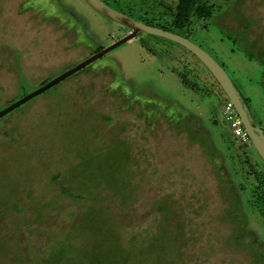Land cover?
Masks as SVG:
<instances>
[{"label":"rangeland","instance_id":"374dc122","mask_svg":"<svg viewBox=\"0 0 264 264\" xmlns=\"http://www.w3.org/2000/svg\"><path fill=\"white\" fill-rule=\"evenodd\" d=\"M102 1L161 22L151 0ZM213 2L188 37L263 129L264 0ZM127 32L84 0H0V107ZM223 99L187 49L141 33L6 114L0 264H264V208L250 201L257 184L234 157Z\"/></svg>","mask_w":264,"mask_h":264},{"label":"water","instance_id":"95a60500","mask_svg":"<svg viewBox=\"0 0 264 264\" xmlns=\"http://www.w3.org/2000/svg\"><path fill=\"white\" fill-rule=\"evenodd\" d=\"M84 1L93 10H95L103 17L117 24L127 27L128 28L127 34L117 39L113 43L107 45L106 47L98 50L97 52L90 54L86 58L74 64L73 66H70L69 68L61 71L54 77L50 78L44 84L36 87L30 92L23 94L21 97L5 105L0 109V118L8 114L12 110L18 108L19 106L23 105L24 103H26L36 95L40 94L41 92L49 89L54 84L60 82L61 80L67 78L71 74L85 67L89 63L98 59L99 57H101L102 55H104L114 47L120 45L121 43L131 40L141 33H150L165 37L183 46L185 49L191 52L207 68V70L212 74L214 79L222 88L228 101L232 103L236 113L241 119L242 125L248 135L251 144L256 149L257 153L264 162V133L261 128L252 124L228 73L213 56H211L207 51H205L199 45L195 44L190 39L180 34L168 30H164L156 26L145 24L140 20H136L131 16L112 8L102 0H84Z\"/></svg>","mask_w":264,"mask_h":264},{"label":"trees","instance_id":"16d2710c","mask_svg":"<svg viewBox=\"0 0 264 264\" xmlns=\"http://www.w3.org/2000/svg\"><path fill=\"white\" fill-rule=\"evenodd\" d=\"M144 1L148 2V0H144ZM152 2H155V7L159 8L158 14H159L161 22L159 21L158 23L157 22L156 23L145 22V23L148 25H151V26H156V27L162 28L164 30H168V31H171L174 33H178V34H180V35H182L188 39H189L188 35L190 34V31H191V29H190L191 25H193L194 23H198L199 21H202V20L205 21V20L213 19V17L215 16V13L217 11H219V9H220L219 5L214 3L213 0H176L175 4L173 6L164 4L163 2L158 1V0H151V3ZM105 3L108 4L107 2H105ZM150 7H151V5H150ZM120 11H122V10H120ZM202 26L205 27L206 24H203ZM123 27L126 28L125 26H123ZM101 48L102 47L99 46L95 51L100 50ZM109 69L116 70L113 67H110ZM49 79L50 78L45 79L38 86L44 84ZM216 83H217V81H216ZM194 85H192V86H194ZM218 86L220 87L219 84H218ZM220 89H221V91L225 97V99H223V102H222V104H223L228 99H227V97H226V95L223 92L221 87H220ZM25 93H27V92H24L23 94H25ZM22 95L21 94L18 95L17 98L21 97ZM238 95H239V93H238ZM239 97L243 103L245 110L247 111L245 98H242L240 95H239ZM1 100H2V97H1V88H0V102H1ZM14 100H12V101H14ZM12 101H10V102H12ZM10 102L6 103L5 105L9 104ZM25 105H26V103H24L23 105L19 106L16 109L12 110L7 115L12 114V112L14 113V111H16V110L22 109L23 107H25ZM4 106H2V107H4ZM2 107H0V109ZM7 115L1 117L0 119H4ZM252 124L255 126H258L253 121H252ZM1 128L2 127L0 126V130H1ZM200 131H201L200 129L195 128V127L189 128V132H190L192 137L199 134ZM234 139L235 138H233V140ZM234 142H237L236 139L234 140ZM234 142H232V143L234 144ZM201 144L208 146L206 151L210 152V154L213 156L212 158L217 157L216 150L213 149L211 147V145H209L208 141H206L205 138H202ZM246 146H247L246 143H244V144L239 143L238 148H236V153H239V155L238 156L236 155L234 157L238 161V164L242 166L241 171H242V174H243V177L245 178V180L247 178H249V179L251 178L252 181L256 182L257 186L255 188H258V189L257 190L252 189L250 201L253 204V206H256L258 209L263 210V208H264V190L260 189V188H264V176L261 173V171H259V170H261L259 163L253 159L252 151H254V153L260 159L262 167H264V162L262 161L261 157L259 156V154L257 153L256 149L253 147L252 144L250 145L251 149H246ZM220 168H221V170H219V171H222L223 169L221 166L218 167V169H220ZM64 193H66L75 203L82 201L81 196L70 193L67 190H64ZM262 212H263V216H264V211H262ZM1 248H2V245L0 244V250H1Z\"/></svg>","mask_w":264,"mask_h":264},{"label":"built area","instance_id":"2783aa9c","mask_svg":"<svg viewBox=\"0 0 264 264\" xmlns=\"http://www.w3.org/2000/svg\"><path fill=\"white\" fill-rule=\"evenodd\" d=\"M222 115L236 141L240 144L246 143L249 139L248 135L242 125L240 117L236 113L232 103L228 100L222 105ZM262 131L264 133V128Z\"/></svg>","mask_w":264,"mask_h":264},{"label":"flooded vegetation","instance_id":"af4514ba","mask_svg":"<svg viewBox=\"0 0 264 264\" xmlns=\"http://www.w3.org/2000/svg\"><path fill=\"white\" fill-rule=\"evenodd\" d=\"M125 14H126V13H125ZM114 23H115V22H114ZM118 25H119V24H118ZM121 26H122V25H121ZM125 30H128V28L126 27ZM102 48H103V47H102ZM102 48H101V49H102ZM97 51H98V50H97ZM97 51H94V52H97ZM94 52H93V53H94ZM234 140H235V139H234Z\"/></svg>","mask_w":264,"mask_h":264}]
</instances>
